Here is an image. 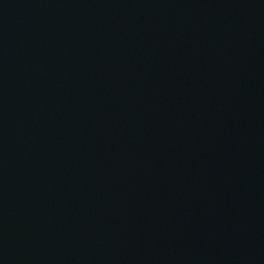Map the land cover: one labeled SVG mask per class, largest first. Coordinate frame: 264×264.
Listing matches in <instances>:
<instances>
[{"label": "water", "instance_id": "1", "mask_svg": "<svg viewBox=\"0 0 264 264\" xmlns=\"http://www.w3.org/2000/svg\"><path fill=\"white\" fill-rule=\"evenodd\" d=\"M0 264H264V0H0Z\"/></svg>", "mask_w": 264, "mask_h": 264}]
</instances>
